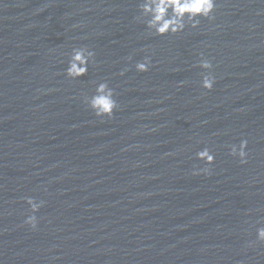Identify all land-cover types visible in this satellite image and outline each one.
Instances as JSON below:
<instances>
[{
  "label": "water",
  "instance_id": "obj_1",
  "mask_svg": "<svg viewBox=\"0 0 264 264\" xmlns=\"http://www.w3.org/2000/svg\"><path fill=\"white\" fill-rule=\"evenodd\" d=\"M138 3L0 0V264H264V0L161 36ZM74 47L95 53L76 79ZM100 81L111 117L85 100Z\"/></svg>",
  "mask_w": 264,
  "mask_h": 264
},
{
  "label": "clouds",
  "instance_id": "obj_2",
  "mask_svg": "<svg viewBox=\"0 0 264 264\" xmlns=\"http://www.w3.org/2000/svg\"><path fill=\"white\" fill-rule=\"evenodd\" d=\"M216 7V0H139V16L151 35L176 34L182 32L186 26L195 28L199 24V18L206 17L211 19V13ZM94 51L87 47L72 48L67 67L64 69L65 75L76 79L88 72L90 64L94 63ZM131 59V57H129ZM150 57L145 55L142 60L135 63L138 72H146L150 67ZM198 66L205 71L201 73L200 86L204 89H211L215 83L212 63L208 59L201 58ZM123 69L121 74H123ZM95 88L91 96H86L88 106L96 116L111 117L113 110L117 108V101L114 98V89L109 87L107 81L94 82ZM247 140L241 139L239 145L231 144L228 146L229 154L237 156L241 163L246 162L247 152L245 151ZM198 160L204 161L209 165L214 160V155L208 147H204L195 153ZM200 172L207 173L208 168L195 169L193 174ZM31 214L25 217L24 223L35 229L37 226V216L35 213L42 207L44 201H37L33 197H26ZM256 240L264 243V226L256 228Z\"/></svg>",
  "mask_w": 264,
  "mask_h": 264
}]
</instances>
